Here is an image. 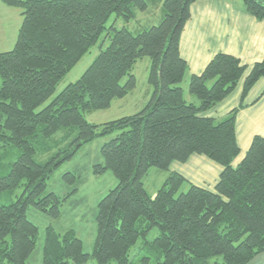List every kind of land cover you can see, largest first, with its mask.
<instances>
[{
    "label": "trees",
    "instance_id": "obj_1",
    "mask_svg": "<svg viewBox=\"0 0 264 264\" xmlns=\"http://www.w3.org/2000/svg\"><path fill=\"white\" fill-rule=\"evenodd\" d=\"M1 1L19 8L22 22L14 48L0 53V148L13 146L20 152L0 177V193L22 186L26 195L0 205V264H27L38 236L27 218L29 206L57 218L58 197L44 195L48 176L82 145L107 135L114 138L101 146L103 161L93 166V174L109 171L117 185L97 205L92 254L83 253L74 231L61 235L49 226L41 264H86L90 258L96 264H130L129 249L154 228L158 236L147 243L152 256L141 258L143 264H206L214 256H222L221 264H247L264 252V137H253L243 159L232 165L240 154L236 116L248 92L264 78V57L245 77L240 105L222 119L205 118L200 114L227 98L247 68L236 57L218 53L199 75L188 74L179 40L191 4L202 0ZM149 4H160L159 24L138 34L106 28L111 16L129 22L134 10L146 12ZM242 4L247 14L264 20V0ZM103 36L108 46H100L80 78L37 111ZM143 58L150 62L147 83L152 88L146 106L100 127L89 124L81 112L105 110L124 98L136 85L131 71ZM187 75L188 97L180 86ZM61 130V142L70 138L63 151L67 155L37 163V143ZM192 155L221 167L213 191L169 170ZM150 168L167 174L152 196L142 183ZM63 179L72 193L77 191V177L66 173ZM185 184L188 190L177 194Z\"/></svg>",
    "mask_w": 264,
    "mask_h": 264
},
{
    "label": "rangeland",
    "instance_id": "obj_2",
    "mask_svg": "<svg viewBox=\"0 0 264 264\" xmlns=\"http://www.w3.org/2000/svg\"><path fill=\"white\" fill-rule=\"evenodd\" d=\"M222 1L229 4L237 2V0ZM240 1L243 2V0ZM21 12L19 8L9 7L0 0V53L9 52L14 48L22 22ZM162 17L160 4H149V9L146 12L134 10V18L129 22H125L121 18L115 19L111 16L105 26L109 28L111 25H114L116 30L126 28L132 34H138L151 26L159 24ZM108 44V39L103 36L95 46L91 47L89 52L59 81L51 98L41 105L37 111L48 105L68 84L78 80L98 55L100 46L102 49H105ZM149 67L150 62L148 58L138 60L131 71L136 81L134 89L129 91L124 98L113 100L110 107L105 110L81 112L84 119L89 124L100 127L105 123L130 117L140 112L148 103L152 91L151 86L147 83ZM126 79H123L121 84H124ZM180 86L188 97V75ZM194 100L197 101L195 98ZM63 134H65V130L59 131L50 140H40L35 146L37 152L34 160L37 163L45 164V162L52 158H55V161L64 158L67 152L63 151L70 138L66 139L65 142H61ZM112 138H114V135L97 136L91 142L82 145L70 159H65L48 176L45 182L44 195L53 193L58 197L60 201V214L57 218H53L50 214L29 206L27 218L37 226L38 236L35 250L27 264H41L45 230L49 226L61 235L68 230L74 231L76 237L82 242L83 253L92 254L97 233L95 222L97 205L117 185V180L111 172L106 171L103 174H93V166L97 163H102L100 148ZM19 154V150L13 146L0 148V177L9 172L11 165L17 160ZM66 173H72L77 177V182L81 181L76 192L72 193V185L64 181L63 175ZM166 178V172L150 168L142 180L143 187L152 196L162 187ZM187 190L188 186L185 184L177 194L184 193ZM24 194L26 195V192H24V187L22 186L10 191L1 192L0 205L10 204ZM157 236L158 229L154 228L147 234L145 239L139 238L131 246L128 252L130 264H143L141 258L152 256L149 254L150 248L147 243H151ZM261 259L264 260V252L255 256L247 264H264L263 260L260 261ZM221 263L222 256H214L206 261V264ZM86 264H96V262L93 258H90Z\"/></svg>",
    "mask_w": 264,
    "mask_h": 264
},
{
    "label": "crops",
    "instance_id": "obj_3",
    "mask_svg": "<svg viewBox=\"0 0 264 264\" xmlns=\"http://www.w3.org/2000/svg\"><path fill=\"white\" fill-rule=\"evenodd\" d=\"M241 2L237 0L229 4L222 0H202L189 8L190 17L179 40V54L187 64L189 75H199L218 53L236 57L247 68L235 90L215 107L200 114L201 117L219 120L237 108L241 103L245 77L252 65L264 57V20L257 21L247 14ZM242 104L235 120V138L240 154L233 166L243 159L253 137H264V78L255 83ZM169 170L208 191H213L222 171L217 164L197 155H192L183 164L172 163Z\"/></svg>",
    "mask_w": 264,
    "mask_h": 264
}]
</instances>
